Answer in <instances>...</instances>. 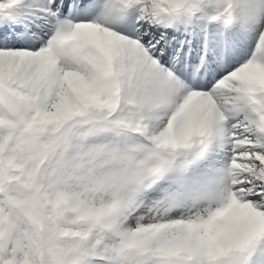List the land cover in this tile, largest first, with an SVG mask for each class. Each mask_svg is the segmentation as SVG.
Returning <instances> with one entry per match:
<instances>
[{
    "label": "snow or ice",
    "instance_id": "1",
    "mask_svg": "<svg viewBox=\"0 0 264 264\" xmlns=\"http://www.w3.org/2000/svg\"><path fill=\"white\" fill-rule=\"evenodd\" d=\"M0 264H264V0H0Z\"/></svg>",
    "mask_w": 264,
    "mask_h": 264
}]
</instances>
